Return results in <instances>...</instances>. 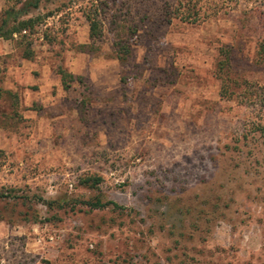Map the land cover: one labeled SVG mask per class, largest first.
Masks as SVG:
<instances>
[{
	"label": "rangeland",
	"instance_id": "rangeland-1",
	"mask_svg": "<svg viewBox=\"0 0 264 264\" xmlns=\"http://www.w3.org/2000/svg\"><path fill=\"white\" fill-rule=\"evenodd\" d=\"M29 16L0 38V264H264V0Z\"/></svg>",
	"mask_w": 264,
	"mask_h": 264
},
{
	"label": "trees",
	"instance_id": "trees-1",
	"mask_svg": "<svg viewBox=\"0 0 264 264\" xmlns=\"http://www.w3.org/2000/svg\"><path fill=\"white\" fill-rule=\"evenodd\" d=\"M19 6L16 5L7 8L2 14H0V38L3 40H12L15 35L21 37L22 40L28 41L29 37L35 31L37 25H39L41 18L39 16H29L30 12L33 9H37L40 0H25L24 2H18ZM87 21L89 22L90 26V37L96 38L100 34L99 26L96 20L87 16ZM262 50H264V46H261ZM126 52V51H125ZM24 57L29 59L31 58V52H25ZM117 59L120 62H125L127 56H117ZM223 65V64H220ZM61 75V82L64 89H68L70 87V83L76 80L75 76L71 73H68L64 70H60ZM225 87V86H224ZM223 87V88H224ZM225 90V89H224ZM8 97H15L9 90H4L0 88V102ZM90 181V178H86L83 180L84 184H87ZM100 178L96 179L94 184L99 183ZM1 197V196H0ZM55 203V202H54ZM53 202H48L46 205L52 206ZM87 205L91 206L92 208H100L107 206L113 203H105L102 204L100 200H97L95 203L85 202ZM116 206V204H113Z\"/></svg>",
	"mask_w": 264,
	"mask_h": 264
}]
</instances>
